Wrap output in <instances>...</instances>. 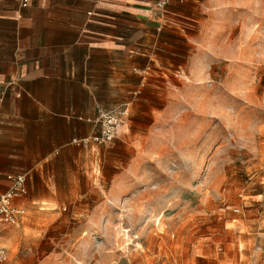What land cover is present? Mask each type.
Segmentation results:
<instances>
[{
  "label": "rangeland",
  "instance_id": "rangeland-1",
  "mask_svg": "<svg viewBox=\"0 0 264 264\" xmlns=\"http://www.w3.org/2000/svg\"><path fill=\"white\" fill-rule=\"evenodd\" d=\"M205 1L105 102L131 104L114 143L61 166L76 196L2 231V264H264V0Z\"/></svg>",
  "mask_w": 264,
  "mask_h": 264
},
{
  "label": "crops",
  "instance_id": "crops-1",
  "mask_svg": "<svg viewBox=\"0 0 264 264\" xmlns=\"http://www.w3.org/2000/svg\"><path fill=\"white\" fill-rule=\"evenodd\" d=\"M21 1L0 0V196L9 176H27L28 194L14 202L26 210L19 223L76 196L75 172L64 185L60 168L76 166L89 147L72 141L98 132L89 120L111 110L105 102L125 100L133 71L144 79L177 53L171 39L206 3L174 0L160 18L157 0Z\"/></svg>",
  "mask_w": 264,
  "mask_h": 264
},
{
  "label": "built area",
  "instance_id": "built-area-1",
  "mask_svg": "<svg viewBox=\"0 0 264 264\" xmlns=\"http://www.w3.org/2000/svg\"><path fill=\"white\" fill-rule=\"evenodd\" d=\"M174 0H157L153 5V11L156 12L160 18H163L167 7ZM30 0H22L21 7L27 8ZM135 71L144 74V71L136 69ZM140 92L134 95L138 96ZM5 91L0 90V101H2ZM131 104H124L121 109L114 110H99L97 116L89 120L97 128L98 132L95 135L74 139L72 144L78 147H88L90 145L108 146L114 143L117 139L119 130L124 127L129 120ZM11 181L10 189L0 196V229L8 226H13L19 223L20 219L25 217L26 210L14 206L16 200L25 199L28 194L27 176H9ZM238 212V211H236ZM8 258V251L5 247L0 246V264L4 263Z\"/></svg>",
  "mask_w": 264,
  "mask_h": 264
}]
</instances>
